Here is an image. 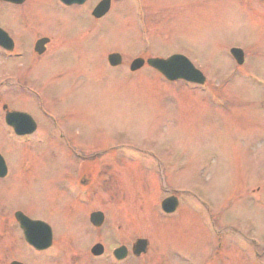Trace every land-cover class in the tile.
<instances>
[{
	"label": "rangeland",
	"instance_id": "374dc122",
	"mask_svg": "<svg viewBox=\"0 0 264 264\" xmlns=\"http://www.w3.org/2000/svg\"><path fill=\"white\" fill-rule=\"evenodd\" d=\"M27 11L34 15L20 24L22 11L0 12L17 42L29 34L24 57L0 52V79L19 74L39 99L22 89L5 94L0 84V102L34 116L37 144L10 128L4 139L0 132L10 170L0 200L51 223L66 256L31 255L10 228L0 264H103L91 253L96 242L131 251L149 237L151 254L124 264L155 256L160 264H264V0H119L103 21L82 23L48 3ZM43 35L55 38L35 56ZM233 47L246 53L239 74ZM111 52L122 55V66L109 65ZM175 53L205 74L204 87L170 82L149 66L129 68L139 56ZM44 112L60 119V130L48 129ZM67 143L83 155L68 154ZM64 175L70 198L54 184ZM74 176L94 177L100 188L75 184ZM171 192L180 203L166 216L161 202ZM96 210L107 218L102 235L90 222Z\"/></svg>",
	"mask_w": 264,
	"mask_h": 264
},
{
	"label": "flooded vegetation",
	"instance_id": "af4514ba",
	"mask_svg": "<svg viewBox=\"0 0 264 264\" xmlns=\"http://www.w3.org/2000/svg\"><path fill=\"white\" fill-rule=\"evenodd\" d=\"M104 1H105V3H107V1H108V6H109L107 11H106V13H104L102 16H96L94 14V11H95L96 7L101 2H104ZM117 1H119V0H84V1H82V3H80L79 0H76V1L75 0H67V1H63V0H0V12H2L5 8L6 9H11V11H15V13H18V14H19V11H22L20 13V16H19L20 18L18 17L19 24H20V23H23L25 21V18H23L24 16L25 17H28V16L30 17L31 15H34L33 12L32 13H28V11H27V8L32 7L33 3H35L36 7H38L39 5H43L45 3H48L50 6L54 5L56 8L65 11L69 16H74L75 18L80 20L79 22L82 23L83 22L82 20H88L89 19L88 17L92 18L95 21H101V20L103 21L108 16H110V14L112 13L113 8L115 6V3ZM41 22L42 21H40V23ZM34 24H36V23H34ZM95 28L98 29V26H96ZM10 30H11L10 27L7 28L3 24H0V52H2V54H4V56L8 57V58H15V59L22 58V57H24L26 52H25V46L23 44H21V41H26L29 38L28 37L29 34L28 33L25 34L24 31L19 33V38H18L19 44H18L16 38H14V36L11 34ZM53 34L55 35L54 30H53ZM32 36H33V34H32ZM53 38H55V36ZM53 38L47 37L45 35L37 38L35 40V44H34V47H33L34 55L35 56L37 55V56H40V57L44 56V54L47 51L48 45L51 43V41L53 43ZM41 39H48V41L44 44L43 47H39V48H42L44 50V51H42L40 53L39 51H37V49H38L37 48V43ZM29 40H31V39H29ZM111 53H114V52H111ZM111 53H109L108 56ZM136 58H138V57H136ZM142 58H144V57H142ZM149 58H151V57H147V58H144V59L147 60ZM234 60H235V58H234ZM132 61H131V63H132ZM235 61L237 62V60H235ZM122 63H123V59H122ZM122 63L120 65H118V66H122ZM131 63L129 65V67L131 66ZM245 64H246V53L244 52V62L242 64H238V66H236L237 70H238V74H239V71L242 68H245ZM118 66H116V67H118ZM145 66H149V65L147 63H145V65L143 67H145ZM236 74H237V72H234V75H236ZM260 79H261V81H263V82H259V84L261 85L260 87L262 89H264V80H263L262 76L260 77ZM206 83H207V77H206V82L204 84L200 85V86L204 87L206 85ZM0 84H1V86H3V85L5 86V89H4L5 94L10 89H12V90L22 89V90L26 91V93H29L31 95L36 96V99H39L38 94H36V91H35V89L33 87V84L23 82L21 80V76L19 74H17V73H12V74L4 76L3 78L0 79ZM194 84H197V83H194ZM197 85H199V84H197ZM0 98H2V96ZM2 100H3V98H2ZM40 100H42V99H40ZM0 101H1V99H0ZM0 104H1V108H0V111H1L0 112V114H1V117H0L1 118V125H2V123H3L4 126L7 125V127L6 128L4 127V129H1V125H0V132L1 131L3 132V134H2L3 139L6 137V133H5L6 129L10 128L11 131L13 132V134L17 138H20V139L21 138H25V139L28 138V139H26L27 143L35 142L34 141L35 139H33V136H34L35 133H37V131L39 129V122L34 118V116L32 114L28 113V112H25L24 110L12 109L5 102H0ZM36 105H37V100H36ZM40 105H42V102H40ZM262 105L264 107V103L263 102H262ZM10 110L21 111V112H25L28 115H30V117L32 118V120L34 121V124H35V131L30 133V134H24V135H19L18 136L14 132V128L11 125H9L7 123V120H6V113H7V111H10ZM44 113L48 116V118L46 120L51 122V124L49 123L50 126L48 127V129L50 128V130H52V129L60 130V128L63 126L62 123H60V121H59L60 119H58V117L55 114H49L47 112H44ZM22 125H23V128L25 130H29L31 128V126H32V122H31V120H26L24 123H22ZM3 130H5V132ZM42 142H46V141L43 140ZM27 143H26V145H28ZM35 144H37V142H35ZM67 147L69 149L68 150V154L71 152L70 154H76L77 156H81L84 153L76 145L72 146V145L67 143ZM63 148L66 151V148L65 147H63ZM0 155L4 158L2 153H0ZM4 160H5V164H6V173H5L4 176L0 177V192L4 189V186H1V183L7 181L8 178H9V174H10L8 163L6 162L5 158H4ZM89 161H91V160L89 159L88 161H86V159H85V162H89ZM65 167H68V166H65ZM68 180H69V177L67 175L66 176L65 175L64 176H60L54 181V184L58 187L57 189L59 191L63 192L64 196H67L68 198H70V195H71L70 192H73V191H72V189L70 190L69 187H68ZM94 180H96L94 177H87V178L78 177V178H76L74 176V182L73 183L79 184V185L83 184L84 186L86 185V186L89 187V185L91 186V185L96 183V181H95V183H93ZM96 184L99 185V188H100L101 184L98 183V182ZM6 190L7 189H5L3 192H6ZM87 194L88 193L85 192V195H87ZM174 195H176V194L174 192H171L169 195H167V197L174 196ZM178 199H179V197H178ZM179 203H180V199L178 200V207H179ZM176 210L174 212H172V213H167V212L163 211V214L166 215V216H170L173 213H175ZM95 212L101 213V216L103 218L102 223L100 225H95L92 222V215ZM6 213H8V214L6 215ZM20 215L28 217L31 221H39L36 224L32 225L33 229L35 230V238H34V240L38 244L37 247H35L33 245H30L26 241V239H25V231H24V228L22 226V220H20V218H19ZM89 217H90L91 226L94 228V232H96V234L102 235V233H104L106 231L107 227H108V225L106 227H104V225L106 223L105 220L107 219L106 218V214L103 211L96 210V211H93L91 214H89ZM112 227H114V226H112ZM10 228L14 229L15 231L18 230V232H19V234L21 236V240L23 241V243L25 244L27 250L29 251V254H31V255L40 256V257H42V260H44V259H48V260L53 259L54 261H58L61 258L64 259V257L66 256L65 255L66 251H65V248H64V243L65 242L63 240H61V239H58L56 241V234H55L54 228L52 227L51 223L46 221V219L44 220V219H40V218H37V217L32 218L30 213H28V212L26 213V211H24V210H22L20 208H16L15 210H13V209L9 210L6 207V205L3 204L2 201L0 200V240H3V239H5V237H8V236L10 237ZM139 239L147 240L146 250L141 255H135L134 254V245H135V243H136V241L138 239L132 245L131 251L129 249V246L125 245L124 243L116 245V246L113 245L114 247H109V249H108L107 244H109V243L107 242V244H106V243H103V242H100V241L96 242L91 248L93 249V247L96 246V245L101 247L100 254L94 255V256L96 257L97 260L98 259L105 260V263H103V264H106L107 262H109V264H124V263H129V260L131 259V257L139 258V257H141L143 255L145 256L148 253L151 254V252H152L151 249H152V247H154L153 244H152V242H153L152 238L149 237V238H139ZM57 243H61L62 245L58 246V248H61V249L58 250V252L56 253L55 256H59V255L60 256L55 259L54 258L55 256L54 257L51 256L50 251L55 247V245ZM13 245H14V243H13ZM121 247H125L126 248L127 254L125 255L124 258H122L120 260V259L117 258L116 251L119 250ZM92 249H91V251H92ZM130 252H131V255H130ZM14 261L22 262V263L26 264L24 261H21L20 259L19 260L18 259H14V260H12L10 262V264L12 262H14ZM125 261H128V262H125ZM161 262L162 261L159 258L157 260L156 256H155V258L153 257L152 260H148V264H153V263L154 264L155 263L156 264H160ZM98 264H100V263H98Z\"/></svg>",
	"mask_w": 264,
	"mask_h": 264
},
{
	"label": "water",
	"instance_id": "95a60500",
	"mask_svg": "<svg viewBox=\"0 0 264 264\" xmlns=\"http://www.w3.org/2000/svg\"><path fill=\"white\" fill-rule=\"evenodd\" d=\"M67 1V0H63ZM76 1V0H75ZM84 0H79L82 3ZM108 1L107 3L101 2L95 9L94 14L96 16H102L106 13L108 9ZM48 41V39H41L37 43V51L40 53L44 51L42 48L44 44ZM11 48V47H10ZM231 54L237 60L238 64H242L244 62V51L241 48L233 47L231 49ZM109 62L112 66H117L122 63V55L120 53H112L109 55ZM147 62L148 65L155 68L159 72H161L165 78L169 81L176 80H185L187 82L204 84L206 81V77L201 70L196 68V66L192 63V61L184 54L175 53L170 55L167 58L162 57H152L147 60L144 58H136L131 64V70L135 71ZM6 120L8 124L12 125L17 134H25L31 133L35 130V124L30 115L24 112L19 111H8L6 115ZM26 120H31L32 126L29 130H25L23 128L22 123ZM6 173V164L3 157L0 155V177L4 176ZM178 206V198L176 196L167 197L162 202V209L167 213H172L176 210ZM20 220H22V226L25 231V238L35 247L38 246L37 242L34 240L35 238V230L33 229V224H36L39 221H31L28 217L20 215ZM101 213L95 212L92 215V221L95 225H100L102 223ZM147 247V240L138 239L134 245V254L141 255ZM92 252L94 255H98L101 252V247L96 245L93 247ZM127 254L126 248L121 247L116 251V255L118 259H122ZM11 264H23L21 262L14 261Z\"/></svg>",
	"mask_w": 264,
	"mask_h": 264
}]
</instances>
